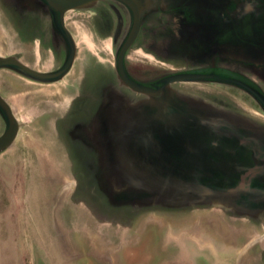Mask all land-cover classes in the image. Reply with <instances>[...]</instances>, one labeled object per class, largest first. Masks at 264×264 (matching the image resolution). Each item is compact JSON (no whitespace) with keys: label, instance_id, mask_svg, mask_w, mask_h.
<instances>
[{"label":"rangeland","instance_id":"1","mask_svg":"<svg viewBox=\"0 0 264 264\" xmlns=\"http://www.w3.org/2000/svg\"><path fill=\"white\" fill-rule=\"evenodd\" d=\"M68 16L78 63L87 46L105 63L112 36L100 39L97 10ZM27 18L17 0H0V53L16 51ZM76 68L64 87L0 71V91L20 122L17 140L0 154V264H259L249 254H259L264 230L207 203L221 193L217 169L228 165L211 166L205 147L195 163L177 159L184 144L172 131H189L195 145L198 125L176 127L180 116L147 112L141 116L149 129L137 136L123 129V116L110 114V133L92 130L100 106L78 86L84 69ZM105 80L92 76L83 86L91 91ZM243 105L244 114L261 118Z\"/></svg>","mask_w":264,"mask_h":264},{"label":"flooded vegetation","instance_id":"2","mask_svg":"<svg viewBox=\"0 0 264 264\" xmlns=\"http://www.w3.org/2000/svg\"><path fill=\"white\" fill-rule=\"evenodd\" d=\"M17 2L29 17L26 33L24 30L16 32V51L0 53V60L12 59L26 69L3 64L0 71H10L33 84L50 86L58 83L64 87L65 79L78 67V72L84 69V78L78 86L83 88L85 96L92 92L97 105L104 102L110 89L138 100L139 104L147 103L148 98L133 93L119 79V56L129 42L123 62L132 80L146 87L170 88L181 99L209 104L237 118H245L264 136V104L260 98L264 99V0H141L143 8L137 31L134 12L121 1L94 3L88 8L97 10L95 27L97 33L100 32V39L112 36L109 49L114 62L108 55L103 64L88 46V52L78 63L79 53L67 22L69 12L77 9L68 10L60 21V14L42 0ZM92 32L95 34L94 29ZM92 76L106 80L89 91L83 83ZM0 96L10 107L1 91ZM244 102L258 109L256 114L263 119L244 114ZM0 118L4 125L1 138L10 123L1 105ZM191 145V150L197 147L200 153L205 147L210 153V162L215 165L229 166L232 174L227 173V183L232 186L245 180L250 183L252 191L245 200L250 207L242 204L215 207L227 210L233 217H245L249 228L256 233L263 232L264 198L254 200V195L264 188V151L260 143L233 133L212 132L208 133L207 139ZM240 207L245 213L239 211ZM244 235L249 244L254 241L250 234ZM251 251L256 252V249ZM249 256L264 264V236L259 243V254Z\"/></svg>","mask_w":264,"mask_h":264},{"label":"water","instance_id":"3","mask_svg":"<svg viewBox=\"0 0 264 264\" xmlns=\"http://www.w3.org/2000/svg\"><path fill=\"white\" fill-rule=\"evenodd\" d=\"M45 4H47L52 10L58 12L61 16L60 21L64 19V15L68 10L73 9H85L96 4L97 2H100L102 0H42ZM121 1L123 4H125L127 7H130V9L134 12L136 20H135V31H137L138 23L141 17V11L143 6L141 5V0H118ZM134 35L132 36V38ZM129 45V42H128ZM128 45L125 46L124 50L122 51L121 55L119 56V62H118V69H119V79L122 82V84L125 87H128L129 90H131L135 94L143 95L149 100L147 103H138L139 101L136 100L128 95H123L118 92L115 94H108L106 93V97L104 100V104L100 105V108H98L97 114L94 117L95 120H93L91 128L92 130L98 129L97 131L105 129V133H110V131L113 130L112 126L110 125V122L108 121L107 115L110 114L112 117H120L123 116L126 120L125 126H123V129H126L128 131V134H131L133 136H137L142 134V132L145 130L146 123L143 121L141 114L152 112L155 115L160 112V114L164 116L169 115H178L182 119H175V121L179 120V123L174 126L181 125V121L184 124H195L198 125L199 130L201 133L199 134L200 140L207 139L208 133L215 132L216 134L219 133H226L236 135L238 137H247L250 138L251 141H256L260 143L264 151V137L262 133L259 131H256L255 127H252L251 124L246 121L245 119L237 118V116H234L233 114L223 111V110H217L216 107L209 105V104H198L193 103L192 101H188L186 99H181L177 96H175L170 88L167 87H160V88H153V87H146V85L139 84L132 80L129 75L127 74V71L124 66L123 57L125 55V51L128 47ZM10 65V66H21L22 65L16 63L15 61L11 60H0V66L1 65ZM26 68H23V70ZM29 73L30 70H26ZM35 75V74H34ZM168 83V82H167ZM261 101L264 104V99L260 96ZM113 99V101H112ZM0 105L4 109L10 123L9 128L5 135H3L0 138V153L6 151L8 148H10L13 143L17 140L19 131H20V122L18 119H16L15 115L13 114L12 110L8 106L7 102L0 96ZM107 119V122H106ZM154 123V120H152ZM152 123V124H153ZM130 128H128V127ZM173 126V127H174ZM172 127V128H173ZM149 128L146 126L147 131ZM175 130V129H172ZM176 131V130H175ZM172 131L173 134H175L174 139L179 140L182 145L179 146V155L177 159L179 160V163L182 165H187L191 163H195L197 161V155H200L201 153L198 151H194V149H190L189 146L192 144V137L189 133V131L185 129H179L176 132ZM96 135L98 137V141L100 143H104L105 138L103 139V136L100 135V133L96 132ZM173 139V140H174ZM255 139V140H254ZM200 153V154H198ZM216 168L217 165H215L213 162L211 163ZM263 165H264V159H263ZM214 167V168H215ZM264 167V166H262ZM226 172L222 169H217L219 174H221V184L219 188L221 189V193H218L217 196H214L215 198H211L209 202H207L209 205L213 204L214 206L217 205H229V206H236L242 204L243 207H250L249 204H246L245 200L248 199L249 192L252 191V188L250 189V183H248L247 180L241 181L240 183L236 184L235 186H232L229 183V177H227V173H231V170L229 168H226ZM245 174H248V172L245 171ZM231 180V179H230ZM238 197V199H237ZM264 198V188H262L261 192L257 195H254L255 199H262ZM234 200H241L240 203H236ZM241 208V207H240ZM241 213H245V209L241 208L239 210ZM245 215V214H243Z\"/></svg>","mask_w":264,"mask_h":264}]
</instances>
